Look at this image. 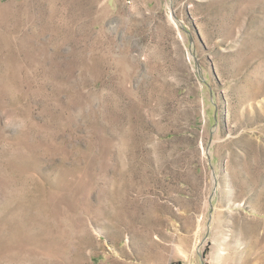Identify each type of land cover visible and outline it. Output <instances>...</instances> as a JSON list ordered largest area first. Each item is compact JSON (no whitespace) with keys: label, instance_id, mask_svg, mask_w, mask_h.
<instances>
[{"label":"rangeland","instance_id":"374dc122","mask_svg":"<svg viewBox=\"0 0 264 264\" xmlns=\"http://www.w3.org/2000/svg\"><path fill=\"white\" fill-rule=\"evenodd\" d=\"M0 264H264V0H0Z\"/></svg>","mask_w":264,"mask_h":264}]
</instances>
